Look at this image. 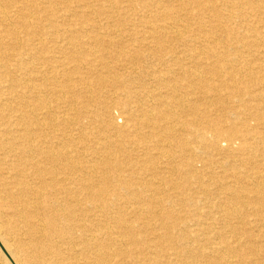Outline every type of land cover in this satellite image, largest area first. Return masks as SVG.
Wrapping results in <instances>:
<instances>
[{"label": "bare ground", "instance_id": "1", "mask_svg": "<svg viewBox=\"0 0 264 264\" xmlns=\"http://www.w3.org/2000/svg\"><path fill=\"white\" fill-rule=\"evenodd\" d=\"M167 1L164 7L158 0H0V264H264L258 257L264 247L253 240L264 241V230L251 238L230 224L238 218L231 201L242 206L249 198L255 226L264 228V204L253 183L243 196L226 182L224 202L217 200L219 185L211 202V179L196 181L202 193L196 203L206 210L195 221L211 223L203 225L201 242L193 232L186 240H194L177 250L155 227L182 226L181 212H157L154 198L167 191L158 203H183L168 191L192 192L193 181L168 180L163 192L145 180L146 196L129 179L199 173L195 163L206 146L217 152L236 145L243 152L264 144V130L245 117L264 124V75L257 65L264 34L242 40L239 54L205 50V44L188 52L180 27L187 24L180 23L197 18L202 27L203 12L212 13L205 16L211 23L219 9L215 0ZM226 3L233 9L226 19L247 17L242 8L248 7L264 24V5ZM151 6L159 7L162 23L152 20ZM137 8L146 12L134 20ZM211 28L200 29L203 39L219 25ZM237 31L227 28L228 38ZM219 104L234 119L206 116ZM123 197L132 203H120Z\"/></svg>", "mask_w": 264, "mask_h": 264}, {"label": "rangeland", "instance_id": "2", "mask_svg": "<svg viewBox=\"0 0 264 264\" xmlns=\"http://www.w3.org/2000/svg\"><path fill=\"white\" fill-rule=\"evenodd\" d=\"M212 1V0H211ZM219 1V2H218ZM228 1H230V0H215L214 2L216 3L215 5H217V6H215V7H218V9H219V15H218V18H215V19H217V20H213V21H216L217 23H215V22H213V21H211V23L209 22V18H207L208 17V15H209V17H211V15H212V13L210 12V11H205V12H203V15H204V20H206L204 23H202L203 25H202V27H199V25H200V23H198V19L197 18H192V19H190V20H188V22H184V21H182L181 23H180V25L181 24H187L186 25V27H184V25H182V26H180V27H182L183 28V30L182 31H185V33L183 32V34H182V37H183V39L182 40H184V44H186V48L188 49V52H190L191 51V49H196V46H197V49L200 47V48H204V47H206V48H204L205 50H209V49H215V47H216V49L217 50H219L220 52H224V51H226V52H224L225 54H229V53H233V55L234 54H239V52H240V50H241V45L240 44H242L241 43V41L243 40V41H247V43L248 42H251V41H253L254 39H256L255 38V36H256V34H258V33H260V35H262V34H264V24L263 23H257V19H256V16L254 15V13L250 10V9H248V7H246V8H242V11H243V13H246L247 12V17H245V18H243V19H241L240 17H234L233 18V20L231 19V20H228V19H226V15L229 13V12H233V9L231 8V10L229 9V7H228V3H226V2H228ZM254 2H255V6H261L262 7V5H264V3H262V0H253ZM163 2V3H162ZM162 2H161V0H158V2H156L157 3V5L156 6H168L169 5V2L166 0V3H165V0H162ZM202 2H204V4H206V5H209L208 4V0H202ZM256 2H257V4H256ZM263 2H264V0H263ZM212 3V2H211ZM260 3H261V5H260ZM166 4V5H165ZM168 4V5H167ZM203 4V5H204ZM225 6V7H224ZM226 7H228L227 9H225ZM230 7H232V5H230ZM159 8V7H158ZM158 8H156L155 6H151L150 8H148V10H147V12L149 13V15H150V13H152L151 15H152V20H154V22H158V23H162V21L161 22H159V18L157 17V12L156 11H158L157 9ZM188 9H193V6H190V7H187ZM223 9H225V10H223ZM229 9V12H227L226 10H228ZM262 9V8H261ZM152 10H153V12H152ZM184 11V10H183ZM182 11V13H184ZM223 11V12H222ZM144 12H146V10L145 9H139V8H137L136 9V11L134 12L135 13V15H133L132 17H133V19L136 17V18H140L139 16H142L143 14H144ZM226 15H225V14ZM182 15V14H181ZM135 16V17H134ZM205 16H207V17H205ZM225 17V18H224ZM156 18V19H155ZM207 18V19H206ZM213 18V17H212ZM196 19V20H195ZM135 20V19H134ZM243 20V21H242ZM196 21V22H195ZM153 22V21H152ZM153 22V23H154ZM213 24H218L219 25V28L214 32V33H216V34H212L210 37H207L206 39H203L202 38V35H201V32H200V29H203L204 31H208V30H211L212 28H211V26L213 25ZM235 24V25H234ZM234 25V26H233ZM201 26V25H200ZM232 26V27H231ZM235 26H236V29H235ZM240 26V27H239ZM250 26H252V27H254V28H250V30H247L246 29V27H250ZM234 27V28H233ZM185 28V29H184ZM205 28V29H204ZM227 28H230V29H232V30H238L237 32H236V34L237 35H235L234 37H233V40H231L230 38H228V36L231 34V33H227L226 32V29ZM187 29H189V30H187ZM187 30V31H186ZM223 30V31H222ZM258 30V31H257ZM222 31V32H221ZM244 31V32H243ZM253 31V32H252ZM233 32V31H232ZM226 33V34H225ZM239 33V34H238ZM199 34V35H198ZM217 35V36H216ZM192 36L194 37V38H192ZM215 36V37H214ZM214 37V38H213ZM212 38V39H211ZM227 38V39H226ZM187 39H189V40H187ZM209 39V40H208ZM220 39V40H219ZM260 39V38H259ZM213 40H215V41H213ZM218 40V41H217ZM261 40V39H260ZM226 41V42H225ZM201 42V43H200ZM202 42H203V44H202ZM205 42V43H204ZM212 42H214V43H212ZM217 42V43H216ZM224 42H225V44H224ZM231 42V43H230ZM200 43V44H199ZM236 43V44H235ZM204 44H205V46H204ZM223 44V45H222ZM200 45V46H199ZM195 46V47H194ZM204 46V47H203ZM208 46V47H207ZM226 46V47H225ZM239 46V47H238ZM193 47V48H192ZM211 47V48H210ZM214 47V48H213ZM219 47V48H218ZM223 48H227V50L226 49H223ZM252 48H254L255 49V47H252ZM264 49V48H263ZM231 52H230V51ZM238 51V52H237ZM252 52H253V50H252ZM248 58L249 57H246V60H248ZM233 59H234V57H233ZM241 60V62H242V59H240ZM236 61H237V59L236 60H234V63L236 64ZM257 65H260L261 67H260V70L262 71V75H264V58H262L261 60H259L258 62H257ZM260 74V75H261ZM264 77V76H263ZM146 79V83L150 86V88L152 89V88H154L155 87V85H153L152 83V81H151V79L150 78H145ZM144 79V80H145ZM246 100H248L247 98H245ZM257 103H258V101H257ZM223 105H221V104H219V107L217 108V111H210L209 112V114H207L206 116H208L209 118H219V117H224V115H226L227 114V116L229 117V115L230 114H228V113H226L227 112V110L228 109H226V110H222V107ZM224 107V106H223ZM209 109L211 110L212 108L211 107H209ZM263 111H264V109H263ZM262 111V112H263ZM226 113V114H225ZM203 114V113H202ZM212 116V117H211ZM251 118H250V117ZM263 116H264V113H263ZM195 117H199V118H203V116L201 115V113H196V115H195ZM246 117V119L248 120V124H253L252 126H254L255 124V127L257 128V130L258 131H262V130H264V124L262 123L263 121H261V124L260 123H258L257 122V119H256V117L255 116H252V115H247V116H245ZM248 117V118H247ZM230 119H234L233 118V116H230L229 117ZM120 118L119 117H117V120H119ZM121 120V119H120ZM252 120V121H251ZM250 124V125H251ZM258 124V125H257ZM236 145L232 148V150H219V151H213V150H211L209 147H205V148H203L202 150H203V153L201 154V156H202V159H200V160H202V162H196L195 164H196V167H197V172H199L200 173V175H199V173H196V174H193V175H190V176H188V174H187V176L184 174V173H182L181 175H179L177 172H175V173H173V174H168V173H164L163 175H149V174H137V176L136 175H132L133 177H131L130 176V180H131V182L133 183V181L135 182V183H133L132 185H133V188L135 189V190H139L140 192H142L143 193V195H146V196H148V195H150V191H147V188H146V186H145V180L146 181H151V182H153L155 185L156 184H159V185H157L158 186V190L159 191H163L164 192V189H166V182L168 181V180H173V181H178V182H181V180L180 179H178V178H181V177H189L190 179H189V181H190V183L193 181V184H192V186H191V188L190 189H193L192 190V192H191V190H189L188 192H187V190H186V192H182L181 193V190L179 189V188H176V189H171V190H169L168 191V193L169 194H171V195H176V196H178L179 198H185V200H184V202L182 203H180L179 202V204H177V205H175L173 202H159L158 203V201L156 200V198H159V199H161L162 198V196H164V194L165 193H167V191L166 192H164V193H159V194H155V196H157V197H155L154 199H155V210L157 211V212H166V211H168V210H178V213L179 212H181L180 214V216L183 218V220H182V226H175V228H167V227H160V226H157V227H155V228H157V229H155V231L156 232H158V234H159V232H160V234H166V233H168V235L171 237V238H173V240L174 241H176V244L178 245L177 247H175L177 250H180L181 249V246L183 245H185V244H187L189 241H192V240H194L192 237L190 238V239H192V240H190V239H188V240H186L187 239V234L189 235V234H192L193 232L194 233H198L199 234V236L197 237V238H195L196 240L199 238V240L200 239H202L203 240V238H205V237H203V235L204 234H202L203 233V229L204 228H202V227H204L203 225H207V224H209V223H211V221H209V220H205L204 222H203V224L202 225H200V223H201V221H195L196 219H197V217H199V215H201V214H203V212L206 210V209H204V207H202L201 208V206H199V205H201V204H199V203H196V200H197V198H202V193H200V192H198V191H196L195 189H196V187L198 186V184H196V181H200V183H205V182H207V180H209V179H211V185H210V187L208 188V190L211 192L210 194H209V197H210V199H211V202L213 201V191L215 190V189H217L218 187H219V185H220V187L222 186H224L225 185V183L226 184H229V186H232L231 188H234L235 190H236V192H234V193H236L237 195H246V193H248V192H251V190H249V187L251 186H253V184H254V186H253V190H258V195L261 197V199H262V201H261V204H264V162H262L263 161V159H264V144H261V145H259V147H258V150L259 151H253V150H248V151H243V152H238V151H236ZM206 149V150H205ZM222 149V148H221ZM211 150V151H210ZM206 151V152H205ZM213 152V153H212ZM229 152V153H228ZM246 152H248V154H250V156L246 153ZM255 153V154H254ZM218 154V155H217ZM236 154V155H235ZM251 154H253V156L251 155ZM227 155V156H226ZM228 155H229V157H228ZM233 157H232V156ZM247 155V156H246ZM262 155H263V157H262ZM231 156V157H230ZM245 156V157H244ZM256 156H259L261 159H259L258 157H256ZM214 157V158H213ZM227 157V158H226ZM205 160H204V159ZM208 158V159H207ZM241 158V159H240ZM251 158V159H250ZM250 159V160H249ZM254 159V160H253ZM236 160H237V162H236ZM244 160V161H243ZM255 160H256V162H255ZM262 160V161H261ZM208 161V162H207ZM212 161H213V163H212ZM254 161V162H253ZM176 162H177V159H176ZM176 162H174V164L176 163ZM236 162V163H235ZM247 162V163H246ZM253 162V163H252ZM246 163V164H245ZM252 163V164H251ZM262 163V164H261ZM213 164V165H212ZM216 164V165H215ZM227 164V165H226ZM230 164V165H229ZM237 164V165H236ZM238 164H239V166H238ZM210 165V166H209ZM250 165V166H249ZM221 167V169H220V167ZM242 166H243V168H242ZM253 166H255V167H253ZM208 167H211V168H209V170L207 169ZM227 167V168H226ZM239 167V168H238ZM245 168V169H244ZM247 168V169H246ZM213 169V170H212ZM262 169V170H261ZM203 170V171H202ZM207 170V171H206ZM227 170H229V171H227ZM239 170H240V172H239ZM220 171V172H219ZM238 173H240V174H238ZM98 174H100V175H98ZM213 174V175H212ZM242 174V175H241ZM245 174V175H244ZM255 174V175H254ZM97 177H99V178H101L102 176H104V175H101V173L100 172H97L96 174H95ZM145 175V176H144ZM212 175V176H211ZM251 175V176H250ZM110 176V175H109ZM112 176V175H111ZM153 178H152V177ZM161 176H162V178H161ZM246 176V177H245ZM127 177V176H126ZM144 177H146L145 179H144ZM210 177V178H209ZM212 177H213V179H212ZM234 177V178H233ZM240 177H245V183H247V184H245L244 182V184L243 183H240L238 180H239V178ZM134 178H136V179H134ZM150 178H152V179H150ZM201 178V179H200ZM141 179V180H140ZM255 179H256V182H255ZM157 180V181H156ZM158 180H162V183L160 182V181H158ZM195 180V181H194ZM205 180V181H204ZM263 180V181H262ZM111 181H113V180H111ZM110 181V182H111ZM204 181V182H203ZM225 181V182H224ZM252 181V182H251ZM109 182V184L108 185H110V186H112V184H116L115 182L114 183H110ZM155 182H157V183H155ZM240 183V185H238L239 183ZM250 182V183H249ZM256 184H255V183ZM258 182V183H257ZM260 182H262V183H260ZM199 183V184H200ZM238 183V184H237ZM251 184V185H249V184ZM253 183V184H252ZM260 183V184H259ZM164 184H165V186H164ZM221 184H223V185H221ZM236 184L238 185V187H235L236 186ZM241 184H242V186H241ZM259 184V185H258ZM139 185H140V187H139ZM194 185V186H193ZM196 185V186H195ZM249 185V186H248ZM144 186V187H143ZM163 186V187H162ZM241 186V187H240ZM257 186V187H256ZM258 186H260V187H262V188H260V187H258ZM113 187V186H112ZM221 187V189H220V191H218L219 193H216V196H217V200L218 201H226V193H228V191L231 189H229L228 190V188H222ZM250 187V188H251ZM143 188V191H141V189ZM164 188V189H163ZM239 188V189H238ZM241 188V189H240ZM248 188V189H247ZM145 189H146V191H145ZM212 189V190H211ZM223 189V190H222ZM252 189V188H251ZM195 191H196V193H195ZM227 191V192H226ZM239 193H238V192ZM176 193V194H175ZM230 193V192H229ZM161 194V195H160ZM189 194H191V195H189ZM199 196H198V195ZM218 194V195H217ZM182 195V196H181ZM122 196H124V194H122ZM185 196V197H184ZM192 196L194 197V196H196L195 198H192ZM225 197V198H224ZM188 198H189V201H188ZM190 198L191 199H193V202H190ZM122 200V201H121ZM121 200H120V203H122V202H125V203H129V204H131L132 203V201H129V200H126V199H124V197L123 198H121ZM195 200V201H194ZM160 201V200H159ZM215 201V200H214ZM156 203H158V204H156ZM252 199H249V198H246V200L244 201V204H242V206H244V207H242L241 206V204L238 202L237 204L234 202V201H231V204H233L232 206H233V209H234V213L233 214H236V215H238V218L237 219H232V222L230 221V224H232L233 225V227L235 226V228H238V227H240V228H242L243 229V231L244 230H248V233L246 234V233H244V235L246 236V235H249L251 238H253V236H255L256 235V233H260L261 231H263L264 230V228L262 229V227L260 228V227H258V226H255L258 222H256V218H258L257 217V215H255V213H254V210L252 209ZM128 204V205H129ZM174 204V205H173ZM237 206H236V205ZM122 205H127V204H122ZM160 205V206H159ZM168 205H170L169 206V208H168ZM181 205V206H180ZM189 205H191V207L189 206ZM250 205V206H249ZM198 206V207H197ZM206 206H209L208 204L206 205ZM188 207H189V209H188ZM200 207V208H199ZM248 207V208H247ZM250 207V208H249ZM242 208H244V209H242ZM246 208V209H245ZM114 210H113V213L116 211L115 210V208H113ZM248 209H250L251 211H249ZM184 210V211H183ZM195 210V211H194ZM176 212V211H175ZM236 212H240V213H236ZM177 213V212H176ZM216 214V213H215ZM216 216H218V214H216ZM191 219V220H190ZM154 220V219H153ZM153 220H151L150 221V223H153V224H155V221H153ZM148 220H145V222H147ZM242 221V222H241ZM245 222V223H244ZM248 222V223H247ZM192 225V226H191ZM237 225V226H236ZM182 227V228H181ZM219 225H216V227H215V230H217V229H219ZM254 227V228H253ZM159 228L161 229V230H159ZM184 228V229H183ZM201 228H202V230H201ZM183 229V230H182ZM256 229V230H255ZM200 230V231H199ZM253 231L255 232L254 234H253ZM242 233V232H241ZM262 233V232H261ZM159 234V235H160ZM243 234V233H242ZM211 235V233L209 234V236ZM175 236H177V238L175 237ZM229 236H231V235H229ZM228 236V234H227V236H226V240L230 243V244H232V245H234V246H236L237 245V243H234V238H230ZM230 240H232V241H230ZM253 240H255L254 241V245H256L258 248H262V247H260V246H263L264 247V241L262 240V242L260 243V240L258 241V240H256L255 239V237H254V239ZM179 241V242H178ZM184 242V243H183ZM185 242H187V243H185ZM200 242H201V240H200ZM199 242V243H200ZM179 243V244H178ZM260 243V244H259ZM236 244V245H235ZM172 251L173 250H170V249H168L167 250V252H168V255H169V253H172ZM264 254H259V258H261V259H264V256H263ZM170 257H173V255L171 256V255H169ZM263 256V257H262ZM191 257V256H190ZM184 259V258H183ZM186 260H184V261H189L190 260V258L189 257H187V258H185ZM231 260L233 261L234 260V258H231ZM187 263V262H186Z\"/></svg>", "mask_w": 264, "mask_h": 264}]
</instances>
